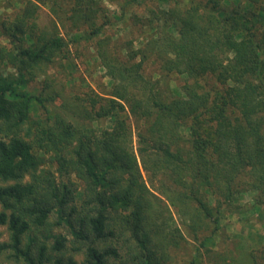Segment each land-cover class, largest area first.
I'll list each match as a JSON object with an SVG mask.
<instances>
[{
  "label": "trees",
  "instance_id": "16d2710c",
  "mask_svg": "<svg viewBox=\"0 0 264 264\" xmlns=\"http://www.w3.org/2000/svg\"><path fill=\"white\" fill-rule=\"evenodd\" d=\"M14 2V21H0L18 71L0 74V227L9 233L0 255L18 264H79L78 254L83 264H163L150 224L164 243L170 235L138 159L160 181L159 194L197 225L207 219L220 230L248 195L250 211L262 215V0H124L114 19L106 0ZM42 7L50 26L39 22ZM113 26L130 33L118 36ZM148 61L156 67L150 75ZM91 62L104 70L109 92L90 87L82 102L57 108L67 87L51 74L71 80L79 64L91 75ZM50 153L82 189L37 175Z\"/></svg>",
  "mask_w": 264,
  "mask_h": 264
},
{
  "label": "rangeland",
  "instance_id": "374dc122",
  "mask_svg": "<svg viewBox=\"0 0 264 264\" xmlns=\"http://www.w3.org/2000/svg\"><path fill=\"white\" fill-rule=\"evenodd\" d=\"M16 0H0V21L8 20L9 23L13 22L16 18V10L18 9V3ZM236 2V0H233ZM124 0H106L105 6L109 16H118L119 10ZM20 6H23L19 2ZM264 8V0H262ZM12 9H11V8ZM14 10V11H13ZM39 22L41 25H51L52 16L48 7H42L38 10ZM130 12L127 11L123 17L124 23L127 22ZM114 19V18H113ZM123 23V22H122ZM119 24V25H122ZM112 29L117 30V35L127 37L130 33V28H117L113 26ZM139 42L141 38H138ZM142 41V40H141ZM138 42V43H139ZM136 43L138 46L139 44ZM13 45L8 39L0 35V74L5 76H16L18 71L12 64L11 58L15 55ZM89 66L91 75L85 72L84 68L78 64V69L72 75L71 80L62 79L64 74H61V70H55L59 75L51 74L52 79H59L66 84V89L63 98L59 99L56 103V107L60 108L61 104H71L73 101L82 102V97L89 91L90 87L97 93H108L110 88V81L105 76L104 70L96 66L93 62ZM151 61H148L145 66V72L150 75L155 71V66L151 65ZM93 69V70H91ZM52 75L54 77H52ZM40 77V76H39ZM45 77H41L38 81H43ZM173 83L171 84V86ZM32 87L41 88L39 82L32 84ZM55 108V103H54ZM65 117L70 119L67 112L62 109H58ZM36 120L38 117L33 115ZM75 118L70 119L75 123ZM134 137L132 142V148L137 153V138L136 127H134ZM96 133H98L96 129ZM53 153L47 154L42 160V166L39 168L37 175L43 179L44 174L48 176L52 175L56 178L69 180L72 179L78 187L82 189L83 185L80 180L77 179L75 174L67 176L66 172L59 171V164L57 160H53ZM142 177L146 183L147 188L153 194L149 196V200L154 205V209L157 211V220L159 224L164 225V230L169 233L170 240L164 243L162 239L161 230H157L153 223L150 224L153 229V237L151 242V248L154 252L161 255L160 262L163 264H189L192 260H196L197 264H264V208L261 209L262 215L259 212L250 211V204L253 201L249 195L246 196L243 203L241 213L227 212L222 217V223L220 230L214 231V226L206 219L202 222L193 218L190 212L183 211L179 207L171 205L169 200L159 194L160 181L157 178H152L147 174L138 159ZM29 180V177L25 179ZM0 185H3L0 183ZM1 209V206H0ZM56 220V216L51 218L53 223ZM195 227V228H193ZM195 229V230H194ZM197 230V231H196ZM9 233L6 226L0 227V243L8 241ZM205 241L204 243H202ZM165 257V261L163 259ZM76 259L79 264H83L85 256L83 254L76 255ZM0 264H18L10 258L9 253L0 255Z\"/></svg>",
  "mask_w": 264,
  "mask_h": 264
}]
</instances>
